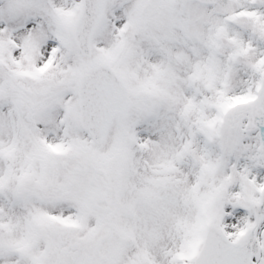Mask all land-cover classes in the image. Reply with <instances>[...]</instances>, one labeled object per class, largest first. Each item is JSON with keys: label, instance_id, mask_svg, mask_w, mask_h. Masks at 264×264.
<instances>
[{"label": "snow or ice", "instance_id": "snow-or-ice-1", "mask_svg": "<svg viewBox=\"0 0 264 264\" xmlns=\"http://www.w3.org/2000/svg\"><path fill=\"white\" fill-rule=\"evenodd\" d=\"M0 264H264V0H0Z\"/></svg>", "mask_w": 264, "mask_h": 264}]
</instances>
